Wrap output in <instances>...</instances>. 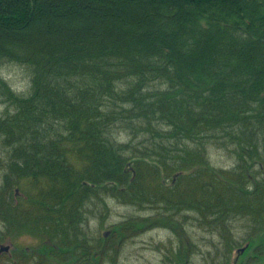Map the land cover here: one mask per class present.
<instances>
[{
	"label": "trees",
	"instance_id": "trees-1",
	"mask_svg": "<svg viewBox=\"0 0 264 264\" xmlns=\"http://www.w3.org/2000/svg\"><path fill=\"white\" fill-rule=\"evenodd\" d=\"M101 2L0 0V29L9 34L0 42V63L22 66L30 81L26 91L17 92L0 77L6 105L0 117V220L4 235L27 232L42 239L15 259L117 264L133 231L152 221L132 217L106 227L109 199L155 210L160 223L176 222L173 217L185 211L212 234L224 228L228 257L241 242L226 225L233 217L245 218L251 231L243 241L254 242L257 252L264 242V0H159L157 20L185 21L192 13L200 20L182 35L183 54L159 37L153 41L162 44L152 48L139 38L128 56L100 38L90 43L97 50L85 57L70 50V56L51 58L35 45L38 40L13 38L22 31L13 25L27 13L72 12L78 18L104 9ZM81 28L69 26L72 33L65 38ZM199 30L206 36L198 38ZM179 64L188 72L200 65L201 73L188 80ZM211 147L231 155L233 167L209 163ZM150 181L155 183L146 189ZM181 181L182 190L171 191ZM92 218L102 220L96 231ZM246 255L240 264H264L256 262L255 252Z\"/></svg>",
	"mask_w": 264,
	"mask_h": 264
},
{
	"label": "rangeland",
	"instance_id": "rangeland-1",
	"mask_svg": "<svg viewBox=\"0 0 264 264\" xmlns=\"http://www.w3.org/2000/svg\"><path fill=\"white\" fill-rule=\"evenodd\" d=\"M160 1H164V3L170 2V0ZM158 2L159 0H103V3L101 2V4L104 9L86 14L79 13L78 18L77 15L72 12L71 14L64 13L65 16L63 17L62 15L52 17L46 16L48 15L46 11L39 10L40 15L36 13L31 16L27 13L26 18H24L22 22L13 25L18 28L22 27V31L13 35V38L18 41L21 40V38H24L29 43L30 41L36 42V40H38L35 45L41 50H46V54L51 58H55L58 55H66V57L70 56V50H75L73 53L77 56L85 57L87 53L92 54L93 51L97 50L94 49L96 46L91 47L90 43L94 42V39L98 40L100 38H102V43L104 44H113L112 47H115L116 51H120L119 49L117 50V47L120 46L122 49L120 52L128 56H130L132 52L130 48H132L133 45H136V42L140 41L139 38L142 39V42H140L143 47L152 48L162 44L161 42L159 43V41H153L154 38L161 40L159 39L160 37L162 38V42L171 44L177 52L182 53L183 49L180 45L182 35L189 34L193 25H197L200 20L195 13H192L188 19H185V21H174L169 19L157 20L155 19L156 15H154L153 10ZM122 6L125 7V12H119V10H117ZM187 6L192 7V2L187 3ZM202 22L205 23L204 20H202ZM74 23H79L81 26L84 25V28H81L82 30L80 33H77V36L71 34V36L65 38L66 35L72 33L68 27ZM172 25L175 26V28ZM86 27L89 29L85 30ZM167 28H169V31ZM173 28L175 30L169 34L170 36H168L167 32H170ZM4 29L5 28L0 29V42L1 39L9 38V34ZM23 32L24 35L22 34ZM198 32V38L199 36H206L204 32L200 30ZM103 33H106L105 37L100 35ZM86 34H89V38L86 37ZM95 35H97V39L93 38ZM143 35H145V37ZM192 35L195 36L194 33ZM193 39L194 42H197L196 37ZM64 41L69 42L66 43ZM73 42L79 43L74 45V47L68 45ZM3 47L8 50V48H6L7 46ZM182 57L187 58L184 55H182ZM203 58L204 56L199 60L200 65L204 63ZM181 64L178 65L177 69L178 71L185 73L188 80H192L197 74L201 73V71L198 70L200 65H194L193 69L189 68L190 72H188L184 65ZM191 72L194 73V76L191 75ZM0 77L5 79L10 87L17 92L26 91L30 85L28 73L22 66L14 63H0ZM5 106V103H3L0 98V117L6 108ZM11 110L12 109L9 108L7 110L8 112H5V114H11ZM120 134V140L128 141L129 138L126 133ZM208 151L210 159L209 163L213 166L223 169L233 167L235 159L226 151L216 149L215 147L209 148ZM165 155L167 154L158 153V156L162 158ZM0 157H2L1 150ZM1 168L3 170L2 166ZM1 168L0 187L4 174V170L2 171ZM170 180L171 178H168L166 181L170 183ZM154 183V181L147 182L145 188L148 189L149 186L151 184L154 185ZM184 185V181H181L179 185H175L171 191L175 192L179 189L182 190ZM88 206L89 205H85L83 208H88ZM107 209H109V213L105 214L103 220L106 227L116 222L118 224L121 221L132 217L140 220L141 218L149 216V221H152V224L146 226V228L141 230L136 228L133 231L132 237L124 243L120 251L117 264H184V259L187 261L186 264H238L239 260V264L241 263V258L237 256L235 249L230 252L229 257L226 256L228 253H225V249L231 243L225 239V233L228 234V231L224 228L221 230L222 232L218 231L220 236H224L223 241L221 240L220 242L219 235L212 234L203 227L200 228V225L198 226L193 218V214L180 211L179 214L173 217L177 223L172 221H164L165 223H160V220H156L159 219V216H156L155 210L138 209L131 205L119 203L114 199H109ZM159 210L161 212L163 211L161 209ZM170 211L171 210L165 212L170 214ZM101 223L102 220L92 218L90 220L91 230L96 231L95 229L99 228L98 224L100 225ZM246 223L245 218L238 216L233 217L229 221V225H226L228 229L230 228V230L234 231L236 238L241 244L245 243L243 240L251 231L246 227ZM5 231V225L0 220V246H9L7 253L6 251L0 253V264H3L4 262H7L6 264H11L15 261L17 262L16 264H35L30 262L29 259L24 260L23 262L17 261L15 256L27 254L30 250V246L39 247L42 239L27 232H16L4 235ZM258 237H260V235ZM261 240L264 241V237ZM253 243L254 242H251L250 247L245 251L247 254L246 256L250 258L252 253L255 252L259 258L255 259L256 262L264 261V242L259 245V250L257 252L254 249L255 246ZM189 245H192L190 251H188ZM41 248L44 250L43 247ZM220 254L222 256H220ZM53 258L55 257L53 256ZM7 259H9L10 262H8ZM92 260L95 262L96 257H93ZM253 260L254 259H252V261ZM53 261H56V259L52 260L51 263ZM104 264H106V262Z\"/></svg>",
	"mask_w": 264,
	"mask_h": 264
},
{
	"label": "water",
	"instance_id": "water-1",
	"mask_svg": "<svg viewBox=\"0 0 264 264\" xmlns=\"http://www.w3.org/2000/svg\"><path fill=\"white\" fill-rule=\"evenodd\" d=\"M8 250L9 249V246H5V247H2L1 250ZM245 249V247H242L240 250L243 251Z\"/></svg>",
	"mask_w": 264,
	"mask_h": 264
},
{
	"label": "flooded vegetation",
	"instance_id": "flooded-vegetation-1",
	"mask_svg": "<svg viewBox=\"0 0 264 264\" xmlns=\"http://www.w3.org/2000/svg\"><path fill=\"white\" fill-rule=\"evenodd\" d=\"M203 229V228H202Z\"/></svg>",
	"mask_w": 264,
	"mask_h": 264
}]
</instances>
